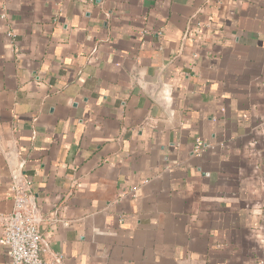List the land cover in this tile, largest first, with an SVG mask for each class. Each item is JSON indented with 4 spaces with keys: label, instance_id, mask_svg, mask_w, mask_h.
I'll list each match as a JSON object with an SVG mask.
<instances>
[{
    "label": "crops",
    "instance_id": "1",
    "mask_svg": "<svg viewBox=\"0 0 264 264\" xmlns=\"http://www.w3.org/2000/svg\"><path fill=\"white\" fill-rule=\"evenodd\" d=\"M1 14L0 213L29 180L59 264L264 261V0ZM162 69L165 107L145 92Z\"/></svg>",
    "mask_w": 264,
    "mask_h": 264
},
{
    "label": "built area",
    "instance_id": "2",
    "mask_svg": "<svg viewBox=\"0 0 264 264\" xmlns=\"http://www.w3.org/2000/svg\"><path fill=\"white\" fill-rule=\"evenodd\" d=\"M0 17L3 19L5 15ZM7 36L12 41L15 37L13 31ZM200 145L195 142V152L200 151ZM30 188L31 182L27 179L13 185V210L8 214L0 213V245L5 247L8 257L5 264H59V255H49L41 243L38 223L30 206Z\"/></svg>",
    "mask_w": 264,
    "mask_h": 264
},
{
    "label": "water",
    "instance_id": "3",
    "mask_svg": "<svg viewBox=\"0 0 264 264\" xmlns=\"http://www.w3.org/2000/svg\"><path fill=\"white\" fill-rule=\"evenodd\" d=\"M165 69H162L155 81V83L149 84L145 88L146 94L157 104L165 107L164 97H163V90H164V83L162 79V75Z\"/></svg>",
    "mask_w": 264,
    "mask_h": 264
}]
</instances>
